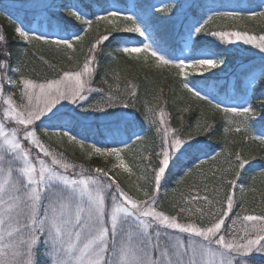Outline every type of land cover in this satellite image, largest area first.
<instances>
[{
	"label": "snow or ice",
	"instance_id": "1",
	"mask_svg": "<svg viewBox=\"0 0 264 264\" xmlns=\"http://www.w3.org/2000/svg\"><path fill=\"white\" fill-rule=\"evenodd\" d=\"M0 17V264L264 259V165L247 175L264 158V0H18ZM245 45L258 62L218 76Z\"/></svg>",
	"mask_w": 264,
	"mask_h": 264
},
{
	"label": "trees",
	"instance_id": "2",
	"mask_svg": "<svg viewBox=\"0 0 264 264\" xmlns=\"http://www.w3.org/2000/svg\"><path fill=\"white\" fill-rule=\"evenodd\" d=\"M70 2V0H57L56 3H68ZM97 2L100 5H106V4H111V3H124L126 2V0H97ZM135 2L137 3H145V4H154V0H135ZM255 3H259L260 0H254ZM4 25V29L11 34L12 32V26L9 24V22H2ZM257 31H259V27H257ZM132 35V34H129ZM160 37L162 40L166 41L169 45L172 46H176L177 41L176 38L174 36V34L171 32L170 29L168 28H163L160 31ZM212 38L208 37L205 40H201V41H197V47L204 45V44H208L210 43ZM112 46H115V42H113ZM42 47H46V46H42ZM40 56H44L45 59H51V54L48 53L47 51H36L34 56H30V66H35L38 69L39 68H44L46 69V66H44L42 64V62L40 61ZM229 64L226 68H224L223 72H218V76L220 77H225L227 74H229L233 69L236 68V66L238 65V63H240L241 61L243 62H248V61H257L258 62V57H256L253 53L246 51V49L243 48H238V49H229ZM207 75V74H205ZM215 78H210L209 82L214 81ZM97 80H99V77H97ZM140 82H141V91H143V74H140ZM169 84L172 83V81H168ZM94 87H98L100 86L98 83L93 85ZM169 97L171 98V93H168ZM169 107H171V105H169ZM217 122L222 124L223 121L219 119V117L217 118ZM173 123L175 124L176 121L174 120ZM149 135H151V133H149ZM222 129L221 128H217L216 132L213 133L212 139L209 141L210 145L212 147H216L217 145L222 146L223 141H222ZM198 139H207V137H202V138H198ZM216 150L218 151L219 148H216ZM76 158L79 159L80 158V153L79 151L76 152ZM264 165V158H262L261 156H256L255 159L251 162V166L248 168V176L254 175L256 173H258L261 170V166ZM173 184H169L167 185V187L172 186ZM257 188H262L264 189V183H261V178H257ZM251 195L249 194V198L251 199ZM254 264H264V259H261L259 256H256L255 260H254Z\"/></svg>",
	"mask_w": 264,
	"mask_h": 264
},
{
	"label": "rangeland",
	"instance_id": "3",
	"mask_svg": "<svg viewBox=\"0 0 264 264\" xmlns=\"http://www.w3.org/2000/svg\"><path fill=\"white\" fill-rule=\"evenodd\" d=\"M15 2H18V0H0V11H3V6L5 5V4H8V3H15ZM45 2H49V3H54V4H56V2H57V0H45ZM154 4H157V6H158V0H154ZM2 22H8V20L7 19H5L4 17H0V26H3L4 27V25H3V23ZM241 48H243V49H246V51H248V52H251V53H255L257 50H255V49H253L251 46H243V47H241ZM71 151V150H70ZM95 163H101L99 160H96V161H94ZM172 186H174V185H172ZM172 186H170V187H172ZM169 187V188H170ZM171 196V193L169 192V197ZM160 197H161V200H165V196H164V189L162 188L161 189V193H160ZM258 256V255H257Z\"/></svg>",
	"mask_w": 264,
	"mask_h": 264
}]
</instances>
